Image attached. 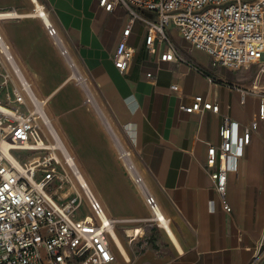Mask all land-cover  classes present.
Segmentation results:
<instances>
[{
	"label": "crops",
	"instance_id": "obj_1",
	"mask_svg": "<svg viewBox=\"0 0 264 264\" xmlns=\"http://www.w3.org/2000/svg\"><path fill=\"white\" fill-rule=\"evenodd\" d=\"M36 1L50 11L91 77L114 129L133 150L148 187L169 219L167 230L154 227L134 240L131 238L142 224L118 225L115 234L130 257L120 256L115 246L122 262L117 259L114 264H264V120L238 170L229 174L227 201L232 212L224 210L206 166L209 146L220 143L224 117L237 122L240 130L258 119L264 96L248 93L243 104L239 90L264 92L260 66H214L209 54L192 48L175 28L169 34L188 63H162V48L150 52L147 29L136 22L128 42L135 55L122 73L114 56L130 20L124 7L106 12L100 0ZM33 6L36 8L35 0H0V13L19 15L17 20L1 24L3 32L34 86L51 99L65 139L109 216L149 217L144 197L121 165L111 136L95 112L81 106L82 91L66 83L63 60L42 22L28 13ZM149 73L154 80L147 77ZM197 96L219 106V113H186L182 107L191 106Z\"/></svg>",
	"mask_w": 264,
	"mask_h": 264
},
{
	"label": "built area",
	"instance_id": "obj_2",
	"mask_svg": "<svg viewBox=\"0 0 264 264\" xmlns=\"http://www.w3.org/2000/svg\"><path fill=\"white\" fill-rule=\"evenodd\" d=\"M99 3L106 12L122 6L130 16L114 56L115 66L122 73L129 69L135 55L128 42L136 22L147 29V49L154 52L162 48L159 58L162 63H188L169 34L173 26L192 48L209 54L214 66L240 69L255 64L264 73V0H100ZM5 13L9 12L0 13V24L18 19ZM33 15L32 18L42 22L69 71L68 81L82 91L84 105L95 112L111 136L117 157L143 195L150 215L142 219L109 216L76 157L57 132L48 100L37 92L0 25V264H114L117 255L113 232L118 225L142 224L135 230L131 238L134 240L145 237L154 227L167 230L169 219L148 187L133 150L110 128L91 77L76 59L50 11L43 6L37 13L34 7ZM189 66L196 69L192 64ZM147 77L155 79L152 73ZM171 89L178 91L177 86ZM239 91L243 104L248 93L264 96L256 88ZM182 109L188 114L220 111L219 106L207 102L203 96H197L191 106ZM263 120L264 98L258 119L243 130L237 122L224 117L219 145L208 148L206 166L228 213L232 212L227 201L229 174L238 170Z\"/></svg>",
	"mask_w": 264,
	"mask_h": 264
},
{
	"label": "rangeland",
	"instance_id": "obj_3",
	"mask_svg": "<svg viewBox=\"0 0 264 264\" xmlns=\"http://www.w3.org/2000/svg\"><path fill=\"white\" fill-rule=\"evenodd\" d=\"M33 8H34V6H33ZM33 8H32V10L30 11V12H28L29 14L30 13H33ZM34 19H36V20H38V18H34ZM19 20H28L27 18L26 19H19ZM1 25V24H0ZM174 27L173 26H171V29H173ZM2 29V28H1ZM172 36L175 38V40L177 41L178 40V36H177V32L175 31V30H173L172 31ZM179 37L182 39V37L179 35ZM183 40V39H182ZM66 72H67V77H66V83L67 84H71V85H73L75 88L77 87L76 85H75V83L74 82H71V81H68L69 80V77H70V75H69V71L68 70H66ZM32 80V79H31ZM36 84V83H35ZM35 88H37V84L35 85ZM77 89V88H76ZM78 90V89H77ZM37 91H38V88H37ZM78 92L80 93V91L78 90ZM38 93L42 96V97H44V98H46L47 100H48V110H49V114H50V116H51V118H52V120H53V122H54V125H55V128H56V130H57V132L59 133V135L61 136V138L63 139V141L65 142V144L67 145V147H68V149L70 150V152L75 156V154L73 153V151L71 150V148H70V146L68 145V143H67V141H66V139H65V136H64V134H63V132H62V130H61V127H60V124H59V117L58 116H56L55 114H53V112H52V109H51V99L49 98V97H46V96H43L39 91H38ZM81 95V94H80ZM81 106H83V107H85V105H84V103H83V97H82V95H81ZM107 111V110H106ZM95 118V117H94ZM102 125V124H101ZM119 132V131H118ZM119 134V136L121 137V135H120V133H118ZM91 184V183H90ZM119 232H120V234H124V232H123V230H120L119 229ZM125 244H126V246H127V248H128V250L130 249V246H129V244H128V241L126 240V242H125ZM129 246V247H128ZM117 259H118V262H122V258L117 254Z\"/></svg>",
	"mask_w": 264,
	"mask_h": 264
},
{
	"label": "bare ground",
	"instance_id": "obj_4",
	"mask_svg": "<svg viewBox=\"0 0 264 264\" xmlns=\"http://www.w3.org/2000/svg\"><path fill=\"white\" fill-rule=\"evenodd\" d=\"M35 3H36V9H37V13H38L39 11L42 10V7H43V6H41L36 0H35ZM7 14H8V15H7ZM5 16H15L16 18L19 17V15L16 14V13H5ZM22 16H23V15H22ZM101 109H102L103 114L107 117V120H108V122H109L110 128L113 129V130L116 132V130L114 129V126H113V124H112V122H111V120H110V118H109L107 112L104 110L102 104H101ZM116 133H117V132H116ZM117 134H118V133H117ZM115 233H116V231L113 232L114 244H115V246H116V248H117V250H118L120 256H122L123 258L129 260V257H130V256L128 255V252H127V250H126V248H125V246H124L122 240L120 239L119 235H118V234H115Z\"/></svg>",
	"mask_w": 264,
	"mask_h": 264
}]
</instances>
